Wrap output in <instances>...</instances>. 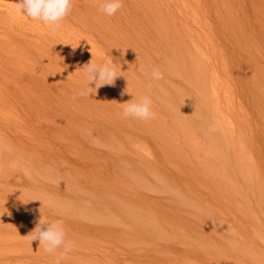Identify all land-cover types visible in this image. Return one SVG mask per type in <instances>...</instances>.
<instances>
[{"label":"rangeland","instance_id":"374dc122","mask_svg":"<svg viewBox=\"0 0 264 264\" xmlns=\"http://www.w3.org/2000/svg\"><path fill=\"white\" fill-rule=\"evenodd\" d=\"M232 2L234 9L245 11L249 19L227 22L224 27L215 25L213 30V113L218 114L213 118V137L218 140L213 147L206 144L207 151L213 152L212 160L205 159L203 149L197 147L198 140H205L206 135L198 130L195 139L181 126L190 128L198 122L197 114L207 107L200 100L196 113L189 109L197 100L188 86L179 89L185 86L181 78L176 77L177 86L170 89L174 99L188 108L172 122L176 129L169 135L176 136L178 143L167 155L161 152L164 147L171 148L170 137L164 145L148 122L122 118L124 104L116 101V93L123 91L115 83L109 85L114 99L108 93L111 101H103L105 105L92 99L106 92L104 86L88 97L77 95L75 89L73 108L83 110L63 107L65 111L56 115L18 103L11 110L5 102L7 108L0 105V183L8 190L7 197L16 194L23 203L7 206L0 217L10 219L20 212H38L32 204L43 210L52 208L46 218L63 219L66 238L75 242L61 264H104V253L118 250L122 254L140 253L141 259L151 257L148 264H160L159 258L173 264H192L196 256H264V33L252 31L253 25H264V18L255 14L264 10V0ZM232 23L234 28L230 27ZM226 65L227 71L223 68ZM9 73H2V82L12 89ZM81 77L80 69L73 70L72 88L87 89V80ZM155 84L144 82L136 90L130 81L134 93L124 103L149 95L154 105L163 106L161 115L170 117V109L151 93ZM89 86L95 87V83ZM62 100L59 97L52 103L57 106ZM52 119L58 122L54 126L50 125ZM167 129L172 130L171 126ZM226 144L232 149L228 150ZM22 160L33 161L31 176L46 184V190L57 188L64 195L55 193L49 200L48 194L53 193L32 183ZM249 161L250 173L245 169ZM24 193L26 198L22 197ZM129 198L132 201L128 202ZM0 199L8 198L0 192ZM167 206L171 207L170 215L163 214ZM35 218H42V214ZM107 224L125 234L113 238L101 229L80 231L84 225L96 228ZM150 227L154 228L150 236H135L136 231L145 232ZM5 240L0 245V264H55V255L33 259L39 242H31L26 233L5 234ZM79 246H89L93 251ZM178 247L187 249V253L169 252L180 250ZM120 264L142 263L120 259Z\"/></svg>","mask_w":264,"mask_h":264},{"label":"bare ground","instance_id":"6f19581e","mask_svg":"<svg viewBox=\"0 0 264 264\" xmlns=\"http://www.w3.org/2000/svg\"><path fill=\"white\" fill-rule=\"evenodd\" d=\"M213 1L216 5L213 4ZM18 2L19 0H0V27L2 26L0 29V63L3 64L0 65V105L7 108L6 102L8 108L14 110L18 103L19 105H28L38 112L55 115L63 113L65 111V108L62 109L63 107H66L68 111L83 110L73 108L75 103L72 90H84L83 86L72 88L70 81L73 70L80 69L81 78L87 80L83 69L86 64L91 60L96 64H100L104 60H112L113 63H116V72L119 76L114 83L118 86V90L124 93L123 95L116 93V101L121 100L120 102L123 104L126 101L125 98L134 93L130 81L135 85L136 90L141 89L144 82H156L151 93L153 97L160 99L170 109L171 115L170 117L162 116L163 106L153 103L152 109L156 115L153 119L145 122H148L149 127H153L154 136L160 137L164 145L165 142H168V138H171V148L164 147L161 152L165 155L169 153V150L175 149L178 143L176 136L169 135L175 133L176 129L172 122L180 111L188 108L186 103L174 99L170 89V86H177L175 78H181L180 82L185 86L182 88L179 85V89H185L188 86L197 100L189 105V109L196 113L195 109L199 106L200 100L204 101L207 106L203 113L197 114L200 116L198 122L188 129L184 124L181 126L185 131H189V136L195 139L198 130L206 135L205 140H198L201 142H197V147L203 149L205 159H213V152L207 151V147H213V143L216 144L218 140L213 137V118L218 117L217 113H213V110L216 112V109H213V86H215L213 81V30H215V25L224 27L227 22L229 24L230 22L242 23L245 19H249L245 11L239 13L234 9L236 6L233 5L232 0H123V7L111 17L99 11L104 0H72L71 11L55 34H52L43 22L31 20L18 11L15 7ZM255 14L264 18L262 9L256 11ZM230 27L234 28L235 24L232 23ZM253 29L264 33V31H260L264 30L263 24L253 25L252 31ZM257 41L255 40V43ZM72 47H76V49L74 50ZM5 64L9 65L4 67ZM153 68H159L165 79L152 80L150 74ZM223 68L228 70L227 65ZM6 72L12 74L10 79L14 86L12 89L6 88L2 82L5 78L2 73ZM103 89L106 92L101 89L104 92L102 96L96 95L92 98L99 102L98 105L104 104L103 101L110 100L108 93L111 94L113 91L109 85H105ZM126 89L131 94H127ZM185 95L187 93L183 95L184 99ZM51 96L53 97L51 98ZM59 97L63 98L62 102L54 106L52 101ZM110 97L114 99L112 94ZM166 97L169 99L167 100ZM192 104L194 105L192 106ZM123 107L124 105L121 110ZM54 122L57 121L52 119L50 125L54 126ZM226 124L230 126L232 122ZM169 126L172 128L170 131L167 129ZM177 127L181 132H184L179 125ZM226 147L228 150L232 149L227 144ZM29 153L30 151L25 153L23 159H26V154ZM22 166L31 176L30 169L33 166V161L22 160ZM251 166L252 163L249 161L245 167L248 173L251 172ZM31 177L35 186L46 190V184L35 176ZM7 191L6 187L0 183V192L8 198L0 199V211L7 206L23 203L16 194L7 197ZM46 191L53 193L48 194L49 200L54 198L55 193L58 196H63L65 193L52 187ZM9 192L13 193L14 191ZM26 196L25 193L22 195L24 198ZM146 199L157 200L152 197ZM26 200L30 204V198ZM127 201L130 202L132 199L129 198ZM32 206L38 212H20L10 219L0 217V235L2 234L3 237L0 245L6 242L5 234L26 233L27 236L33 231L41 219L35 218L36 214H42L44 220L53 221L46 218L52 208L43 210L36 204H32ZM117 207L122 206L117 205ZM170 211L171 207L167 206L163 210V214L170 215ZM94 229H101L104 235L113 238L125 234V231L110 224L96 228L84 225L80 231L89 233ZM153 229L150 227L145 232L140 229V233L136 231L135 236L142 233L150 236ZM154 231L157 232V230ZM80 247H87L85 250L89 252L93 251L89 246H79L78 248ZM36 249L34 260L51 256L44 252L43 246ZM178 249L180 250L168 251L179 255H185L188 251L183 247H178ZM104 255L106 257L104 264H120V259H138L142 264H148L153 260L147 256L141 259L139 258L140 253L132 251L123 254L119 250L117 253L107 251ZM155 258L157 259V257ZM159 261H161L160 264H173L171 261L161 258ZM164 261L165 263H162ZM28 263L31 264V262ZM192 264H264V256L228 255L221 258L196 256Z\"/></svg>","mask_w":264,"mask_h":264},{"label":"clouds","instance_id":"9594fccd","mask_svg":"<svg viewBox=\"0 0 264 264\" xmlns=\"http://www.w3.org/2000/svg\"><path fill=\"white\" fill-rule=\"evenodd\" d=\"M15 7L31 20L43 22L49 31L55 34L61 27L62 21L69 15L72 8V0H19L15 4ZM122 7L123 0H104L99 11L111 17ZM76 47L72 48L75 50ZM83 69L85 70L88 87L85 90L79 91L77 93L79 96H90V94H94L102 86L113 85L115 79L119 77L116 72V63H113L112 60H104L100 64L93 63L91 60ZM150 78L152 80H161L163 79V73L159 68H153ZM93 82L95 83V87H90L89 85ZM125 91L130 93L127 89ZM73 98L75 99V96ZM123 104L122 118L124 119L132 118L148 121L156 115L152 109V98L149 95L140 97L138 101ZM26 237L31 242L38 241L39 246H43L45 253L55 255V264H61L75 247V242L66 238L67 233L63 219L49 222L41 218L34 230ZM58 250L61 251L58 252Z\"/></svg>","mask_w":264,"mask_h":264}]
</instances>
